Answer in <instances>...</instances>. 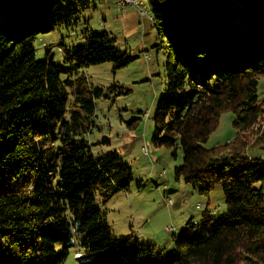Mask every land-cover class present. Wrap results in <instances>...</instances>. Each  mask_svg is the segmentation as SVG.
<instances>
[{
    "label": "trees",
    "instance_id": "16d2710c",
    "mask_svg": "<svg viewBox=\"0 0 264 264\" xmlns=\"http://www.w3.org/2000/svg\"><path fill=\"white\" fill-rule=\"evenodd\" d=\"M143 2L157 27L153 47L165 53L154 141L182 149L178 179L204 191L220 183L226 209L189 220L169 253L115 234L97 194L126 190L132 169L116 149L95 154L89 140L102 88L85 95L71 75L78 68L63 78L50 49L36 56L38 34L71 22V4L0 0V264H59L76 242V264H264V0ZM84 37L60 47L64 59H131L107 30ZM225 110L234 138L203 146Z\"/></svg>",
    "mask_w": 264,
    "mask_h": 264
},
{
    "label": "rangeland",
    "instance_id": "374dc122",
    "mask_svg": "<svg viewBox=\"0 0 264 264\" xmlns=\"http://www.w3.org/2000/svg\"><path fill=\"white\" fill-rule=\"evenodd\" d=\"M66 1L73 9L71 22L38 34L36 56L44 59L50 49L62 67L63 78L78 68L71 75L82 77L78 82L85 88V95L102 88L99 95L93 92L95 112L89 140L95 154L118 150L131 166L132 179L126 190L111 191L109 197L98 193L97 200L115 234L134 233L156 252L169 253L174 248L175 234L181 233L189 220L201 222L207 209L211 215L226 209L223 187L212 182L204 191L201 184L184 177L178 179L175 166L183 161L182 149L175 155L173 148L154 141L155 115L165 85V53L153 47L157 27L148 8L142 4L146 10L143 13L138 4L125 5L120 0ZM88 29L110 32L114 44L130 61L121 66L113 61L76 66L64 59L60 47L85 44ZM68 89L71 99L74 85ZM258 91L264 96V76L259 80ZM233 119L231 110L223 111L217 128L202 145L212 147L233 139ZM255 135L245 134V138L253 142ZM78 249L76 242L59 264H76Z\"/></svg>",
    "mask_w": 264,
    "mask_h": 264
},
{
    "label": "built area",
    "instance_id": "2783aa9c",
    "mask_svg": "<svg viewBox=\"0 0 264 264\" xmlns=\"http://www.w3.org/2000/svg\"><path fill=\"white\" fill-rule=\"evenodd\" d=\"M120 2L125 4V5H127V3H131L130 5H132L134 3L138 4L141 8H143L142 12L143 13L145 12V9H144V6H142L143 3L141 2V0H120ZM171 229H173V227H171Z\"/></svg>",
    "mask_w": 264,
    "mask_h": 264
},
{
    "label": "bare ground",
    "instance_id": "6f19581e",
    "mask_svg": "<svg viewBox=\"0 0 264 264\" xmlns=\"http://www.w3.org/2000/svg\"><path fill=\"white\" fill-rule=\"evenodd\" d=\"M141 2L144 4V2H143V0H141ZM80 253H77V257H79L80 258Z\"/></svg>",
    "mask_w": 264,
    "mask_h": 264
}]
</instances>
